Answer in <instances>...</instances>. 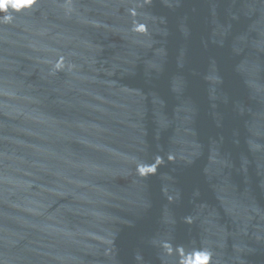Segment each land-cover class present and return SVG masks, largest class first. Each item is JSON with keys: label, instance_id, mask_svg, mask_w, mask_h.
I'll return each instance as SVG.
<instances>
[{"label": "water", "instance_id": "water-1", "mask_svg": "<svg viewBox=\"0 0 264 264\" xmlns=\"http://www.w3.org/2000/svg\"><path fill=\"white\" fill-rule=\"evenodd\" d=\"M0 264H264V0L0 3Z\"/></svg>", "mask_w": 264, "mask_h": 264}, {"label": "clouds", "instance_id": "clouds-1", "mask_svg": "<svg viewBox=\"0 0 264 264\" xmlns=\"http://www.w3.org/2000/svg\"><path fill=\"white\" fill-rule=\"evenodd\" d=\"M4 2V0H0V3H3ZM17 2L19 3L20 2V0H17Z\"/></svg>", "mask_w": 264, "mask_h": 264}]
</instances>
